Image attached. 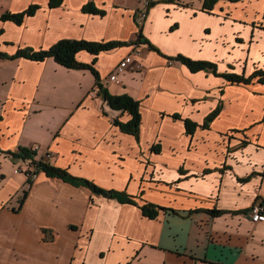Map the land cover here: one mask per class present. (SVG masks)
<instances>
[{"label":"crops","instance_id":"obj_1","mask_svg":"<svg viewBox=\"0 0 264 264\" xmlns=\"http://www.w3.org/2000/svg\"><path fill=\"white\" fill-rule=\"evenodd\" d=\"M0 0V16L38 11L22 24L0 19V52L47 49L61 39L131 41L138 32L140 73H110L132 46L77 59L91 64L111 94L141 104L140 138L114 120L88 69L54 59L0 57V264H264V223L249 210L264 202V82L235 83L212 71L192 72L165 56L217 64V72L248 77L264 70V0ZM90 2L104 15L87 13ZM208 128L202 125L217 108ZM179 115V119L173 115ZM198 127L187 133L185 120ZM34 156L102 188L124 191L137 204L93 193L46 171L16 174ZM27 190L22 202L23 191ZM153 203L156 218L141 206ZM221 210L219 216L209 210Z\"/></svg>","mask_w":264,"mask_h":264},{"label":"trees","instance_id":"obj_2","mask_svg":"<svg viewBox=\"0 0 264 264\" xmlns=\"http://www.w3.org/2000/svg\"><path fill=\"white\" fill-rule=\"evenodd\" d=\"M64 0H50L49 5L52 8H56L63 3ZM219 0H204V7L203 10L206 12H210L213 7H215L216 3ZM229 1H241V0H229ZM154 1H149V4L147 5V8H149L151 5H153ZM95 3L90 2L89 4H86L83 7V11L87 13H98V15H104L105 11L98 9L97 6L94 5ZM39 9V6L37 4L30 5L25 11L23 12H4L1 16V20L5 21H12L17 24H22L26 17L34 15ZM138 32L135 36L134 40L131 41H89V40H82V39H61L57 43H55L53 46H50L47 49H40L35 50L33 48H23L18 49L16 53L13 55L4 54V52H0V57L4 59H16L18 57L20 58H28L33 59L35 61H44L47 58L54 59L57 63L61 64L62 66H65L67 69H81V70H90L96 77L95 85L98 88V95L101 96V98L108 103V105L113 110H118L123 113H127L131 116L130 120L128 122L120 121L119 119H115L114 123L115 125L119 126L120 129L127 134L134 135L137 139L140 138V129L142 127V115H141V104L139 100L134 99L132 96L127 95V93L120 94V95H113L111 92L104 87L102 84V79L100 74L98 73L97 69L94 67L96 63V58L91 64L81 63L77 59V54L80 51H86L94 55H99L103 51H108L111 49H116L118 47L128 45L132 46L134 44L141 45L142 43L147 44L150 49H154L160 53V50L158 47L153 45L151 42H149L145 37L143 33V27L142 23H138ZM169 61L174 62H181L189 67V70L192 72H197L200 70L205 71H212L213 73L220 75V77H224L230 82L235 83H250L253 82L255 78H258L259 81L264 82V70H255L254 73L248 77H245L244 75H237L235 73H224L220 74L217 72V64L205 60H193L190 59V57L184 56V55H177V56H165ZM220 107L217 108L211 115L208 116L206 119V122L204 123L203 128H208L209 123L213 120L214 116L217 115ZM173 118L179 119V115H173ZM185 124L187 127V133L192 134L194 130L198 127L196 124H193L188 121V119L185 120ZM14 155L17 158L22 159H32L35 161L36 165L38 166L39 172L40 171H46L47 175L50 177H58L62 178L66 182L73 183L78 186H86L90 188V190L93 191L95 194H101L104 196H107L108 198H114L118 199L121 202L124 203H133L137 204L136 198L133 196L125 193L124 191H117V190H109L106 188H102L96 183H94L92 180L88 179H82L78 178L77 176H74L70 174V172L66 169L52 166L48 164V162L39 160H34V156L36 155L35 152H32L30 148H22L20 152L14 153ZM30 180V179H28ZM27 196V190L23 191L22 194V202L25 201ZM142 212L144 215L156 218L158 215V212L160 209L164 208H158L153 203H145L143 206H141ZM209 212L212 215L219 216L222 213H224L221 210L212 209L209 210Z\"/></svg>","mask_w":264,"mask_h":264},{"label":"built area","instance_id":"obj_3","mask_svg":"<svg viewBox=\"0 0 264 264\" xmlns=\"http://www.w3.org/2000/svg\"><path fill=\"white\" fill-rule=\"evenodd\" d=\"M149 4V2H148ZM147 18V12L145 10H142L139 12L137 16V22L142 23ZM141 47L140 45H133L131 51L127 53L122 60L119 62V64L115 67V69L110 73L109 79L116 84H120L122 82L121 75L127 72L132 73H138L143 69V64L139 60V56L141 55ZM32 152H35L37 154L40 151L39 145H34L30 147ZM45 157L43 159H49L52 157L51 153H46L44 155ZM34 160H36L34 158ZM36 160V161H39ZM16 174H24L28 179L33 180L37 177V173L39 172L38 166L36 165L35 161L32 159H27V161H24L23 164H21L19 167L16 168ZM250 218L253 222L258 223L262 222L264 223V203L263 201L257 202L250 210H249Z\"/></svg>","mask_w":264,"mask_h":264},{"label":"rangeland","instance_id":"obj_4","mask_svg":"<svg viewBox=\"0 0 264 264\" xmlns=\"http://www.w3.org/2000/svg\"><path fill=\"white\" fill-rule=\"evenodd\" d=\"M134 45H139V44H134ZM132 46H133V45H132ZM140 47H141V45H140ZM141 56H142V55L139 56V60H140V62L143 64V62L141 61ZM143 66H144V64H143ZM144 67H145V66H144ZM144 67H143L142 70H144ZM142 70L139 71L138 73L142 72ZM223 78H224V77H223ZM225 79H226V78H225ZM226 80H227V79H226ZM228 81H229V80H228ZM42 161H44V160H42ZM262 201H263V200H262ZM263 203H264V202H263ZM255 204H256V203H255ZM255 204H254V205H255ZM254 205H253V206H254ZM253 206H252V207H253Z\"/></svg>","mask_w":264,"mask_h":264}]
</instances>
